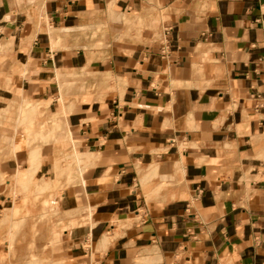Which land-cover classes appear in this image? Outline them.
<instances>
[{
	"label": "crops",
	"instance_id": "0c3cea01",
	"mask_svg": "<svg viewBox=\"0 0 264 264\" xmlns=\"http://www.w3.org/2000/svg\"><path fill=\"white\" fill-rule=\"evenodd\" d=\"M41 210L55 262L264 264V0H0V264Z\"/></svg>",
	"mask_w": 264,
	"mask_h": 264
},
{
	"label": "rangeland",
	"instance_id": "374dc122",
	"mask_svg": "<svg viewBox=\"0 0 264 264\" xmlns=\"http://www.w3.org/2000/svg\"><path fill=\"white\" fill-rule=\"evenodd\" d=\"M50 212L49 210H41L40 215V229H39V241H40V249H39V256L37 257L36 251H32L31 249V238L32 235L37 233V231H26L24 232V244L27 243L25 247V262L22 264H67L62 261H51L53 258V253L60 248L59 241L61 240L62 229H58L57 225H53L50 222ZM58 229L53 236V241H50L52 232L51 229ZM56 244V245H55ZM33 261V262H32Z\"/></svg>",
	"mask_w": 264,
	"mask_h": 264
}]
</instances>
